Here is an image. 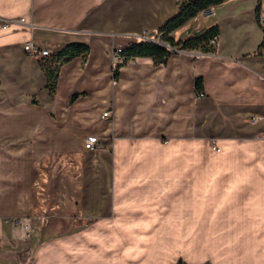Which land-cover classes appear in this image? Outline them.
<instances>
[{
  "label": "crops",
  "instance_id": "obj_1",
  "mask_svg": "<svg viewBox=\"0 0 264 264\" xmlns=\"http://www.w3.org/2000/svg\"><path fill=\"white\" fill-rule=\"evenodd\" d=\"M183 1L0 0V264H153L154 240L168 264L170 239L187 264H264V0H226L172 33L218 25L215 51L128 59L114 79L115 50ZM73 42L89 57L64 63L51 94L43 65Z\"/></svg>",
  "mask_w": 264,
  "mask_h": 264
},
{
  "label": "trees",
  "instance_id": "obj_2",
  "mask_svg": "<svg viewBox=\"0 0 264 264\" xmlns=\"http://www.w3.org/2000/svg\"><path fill=\"white\" fill-rule=\"evenodd\" d=\"M224 1L226 0H185L180 3L178 11L170 16L158 29L152 31L149 36L138 37L132 41L127 48L121 51L119 55L120 59L114 64V79L118 78L120 66L128 59L151 57L156 64L166 65L172 54L177 53L180 49H198L203 52L215 51L216 46L213 45L211 41L215 36L219 37L220 28L218 25H213L186 39L176 40L172 33L200 12L221 4ZM263 48L264 39L259 46V51ZM89 54L90 46L88 44L73 42L66 45L53 61L43 65L51 94H54L56 91L60 67L77 56H81L86 61ZM195 85L197 91H203V79L201 77L196 78ZM27 264H31V262ZM175 264L187 263L183 257L180 256ZM206 264L213 263L208 261Z\"/></svg>",
  "mask_w": 264,
  "mask_h": 264
},
{
  "label": "built area",
  "instance_id": "obj_3",
  "mask_svg": "<svg viewBox=\"0 0 264 264\" xmlns=\"http://www.w3.org/2000/svg\"><path fill=\"white\" fill-rule=\"evenodd\" d=\"M212 10V7L211 8H208L204 11H202V13L204 14H209ZM24 18H21L20 21L21 22H24ZM12 20L11 19H1L0 20V29H3V28H7L9 27V25L11 24ZM158 40V39H157ZM217 41H218V36H215L213 39H212V43L213 45L216 46L217 44ZM168 46H170L169 44H167ZM25 50L30 54V55H33L34 57H37V58H40V59H47V58H50L52 57V52L49 50V49H43L41 47H38L37 45H34L32 42H28L25 44ZM123 50L122 47H118L116 50H115V53L117 55V59H120V53L121 51ZM181 51V49H180ZM204 91H198V95H204ZM112 114V110H107L105 112H103L102 114V117L104 118H109L110 115ZM100 146V138L97 134H90L86 137L85 141H84V147L89 150V151H94L96 149H98ZM213 149L216 150V151H220L221 150V147L216 143L214 142L213 143Z\"/></svg>",
  "mask_w": 264,
  "mask_h": 264
},
{
  "label": "rangeland",
  "instance_id": "obj_4",
  "mask_svg": "<svg viewBox=\"0 0 264 264\" xmlns=\"http://www.w3.org/2000/svg\"><path fill=\"white\" fill-rule=\"evenodd\" d=\"M47 64V63H46ZM202 151L206 150L204 148L201 149ZM30 219L27 217H10L9 221H11L12 223H14L15 225H20L23 226L24 229L26 231H29L30 229H32V222L29 221ZM29 233L27 234V236L24 237L25 240L28 239ZM133 243V247H138L139 245V241H130ZM161 243L162 241L160 240H154L153 241V264H156L158 262V260H160V255H159V251H160V247H161ZM168 246H169V256H168V264H173L174 262L176 263V258H177V248H176V240L170 239L168 241ZM25 259L27 260L29 257V254L27 252H25ZM22 257V256H21ZM130 259H134L135 258H130ZM136 259H139V257H137ZM30 262V261H29ZM134 263V262H133ZM137 263H142L141 261H137Z\"/></svg>",
  "mask_w": 264,
  "mask_h": 264
}]
</instances>
